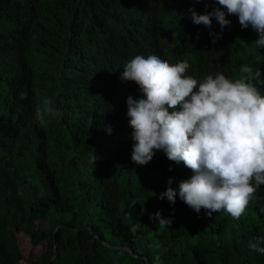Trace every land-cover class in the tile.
Wrapping results in <instances>:
<instances>
[{
    "label": "trees",
    "instance_id": "obj_1",
    "mask_svg": "<svg viewBox=\"0 0 264 264\" xmlns=\"http://www.w3.org/2000/svg\"><path fill=\"white\" fill-rule=\"evenodd\" d=\"M214 2L0 0V264H264L248 248L264 235V185L239 220L223 209L197 214L178 195L159 198L170 179L178 192L191 178L183 162L155 149L147 165L131 160L126 100L144 97L119 77L137 55L187 60L198 85L217 73L234 81L250 65L264 97L258 34L235 15L223 32L215 18L211 30L192 22L189 8L203 15ZM46 98L62 116L41 126ZM157 212L170 227L151 219ZM136 222L144 227L133 234Z\"/></svg>",
    "mask_w": 264,
    "mask_h": 264
},
{
    "label": "clouds",
    "instance_id": "obj_2",
    "mask_svg": "<svg viewBox=\"0 0 264 264\" xmlns=\"http://www.w3.org/2000/svg\"><path fill=\"white\" fill-rule=\"evenodd\" d=\"M188 12L195 25L210 30L215 18L221 32L231 25L227 17L235 15L242 30L251 27L258 34L253 42L256 48L264 49V0H215L206 14H198L194 7ZM209 34L213 43L220 38L214 32ZM189 68L187 60L170 65L155 55H137L123 67L119 79L135 82L144 97L129 95L126 100L133 130L131 160L138 166L147 165L155 149L176 164L183 162L193 175L179 182L178 192L170 179L159 198L175 204L178 195L197 214L202 208L208 210V216L223 209L239 220L259 186L264 185V97L252 84L255 75L250 65H242L240 78L234 81L217 73L199 85L196 78L185 75ZM26 96L23 92L20 99ZM61 116L51 98L44 100L42 108L37 106L36 119L41 126L45 117ZM107 131L111 134L112 129ZM91 159L95 165V150ZM151 219L159 222V228L173 222L160 212ZM142 226L136 222L130 231L135 234ZM248 248L264 255V235L249 240ZM156 264H161L158 256Z\"/></svg>",
    "mask_w": 264,
    "mask_h": 264
},
{
    "label": "rangeland",
    "instance_id": "obj_3",
    "mask_svg": "<svg viewBox=\"0 0 264 264\" xmlns=\"http://www.w3.org/2000/svg\"><path fill=\"white\" fill-rule=\"evenodd\" d=\"M19 241H20V245H21V248H22V251H23V255L24 257H28V253H29V250H30V243H29V240L27 237H24L23 234H19ZM43 247H39L37 248L35 251H36V254L38 255L39 253H41L43 251Z\"/></svg>",
    "mask_w": 264,
    "mask_h": 264
}]
</instances>
